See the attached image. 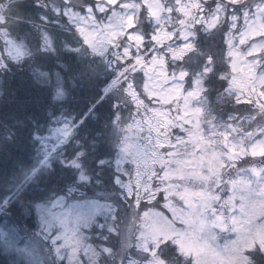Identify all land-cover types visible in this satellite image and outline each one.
Returning <instances> with one entry per match:
<instances>
[{
	"label": "snow or ice",
	"instance_id": "snow-or-ice-1",
	"mask_svg": "<svg viewBox=\"0 0 264 264\" xmlns=\"http://www.w3.org/2000/svg\"><path fill=\"white\" fill-rule=\"evenodd\" d=\"M131 2L0 0V95H3L6 77L13 73L14 68L27 65L35 83L51 87L54 100H63L68 94L64 78L60 72L53 75L45 70V62L52 56H59L61 51L74 52L80 57L75 79L90 78L96 71L93 64L103 58L88 60L82 56V53L92 52L88 29L112 24L116 17L127 15ZM32 8L44 11L33 15ZM208 12L211 18L219 16L223 20L218 26L222 29L225 67L211 66L213 60L207 58L198 69L202 76H206L203 80L205 87L219 81L223 85L222 90L230 94V66L236 56L241 57L253 73L251 91L256 96L255 103L264 120V32L246 39L247 33L255 27V21H264V0L252 4L213 0ZM241 22L243 28L240 27ZM53 23L70 35H58L50 27ZM237 32L240 42L246 45L243 50L236 47ZM181 38L191 40V37ZM183 47L190 48L191 44L186 42ZM118 57L119 53L110 55L109 63L104 65L106 71L111 69L114 78L104 89V96L99 98L113 102L110 124L117 118V112L136 110L130 96L125 108L116 103L118 98L108 95L112 86L118 83L119 76L126 75L128 71L130 61L125 62L119 73L110 68L112 59ZM183 63L181 56L172 73L174 78L187 80L193 76ZM64 67L67 69V65ZM128 87L129 82L125 80L122 84L125 95H128ZM235 100L244 102L239 96ZM246 101L253 103L250 97ZM94 108L92 105L89 109L93 116ZM130 119H133L131 113ZM78 123L82 124L83 120L76 122L61 116L49 135L35 131L33 140L41 145L37 152V166L20 176H13L9 194L0 197V212L15 204L21 216L36 215L40 218L47 229L43 232V244L51 257L47 264H116L117 260L118 264H208L193 247L194 242L217 256H223V264H264V123L255 131L245 132L239 141L229 139L232 133H239L234 125L225 124L224 132H214L221 137L217 142L221 148L218 152L215 148L210 151L216 155L220 170L218 173L209 170L199 175H177L180 171L178 148L187 142L181 135H176L173 140L165 133L166 144L160 134L150 138V145L145 146V157L161 159L149 165L125 155L127 149L116 146L118 139L113 144L99 133L85 145L77 138ZM112 127L114 129L115 125ZM182 131L190 132L191 129ZM4 138L11 140L12 134ZM195 151L203 154L205 150L196 148ZM54 165L69 170L73 177L71 182L63 187L57 185L46 189L45 195L30 196L27 201L21 199L37 171ZM233 170L235 175L231 174ZM192 179L196 180L198 187L190 182ZM85 189L88 192L77 197V193ZM189 193L192 199L187 198ZM238 197L239 213L236 214ZM69 198L80 199L84 203L76 205L83 209L79 222L66 227L49 217L55 211L52 205ZM157 206H162L171 215L150 210ZM178 211L182 214L180 219L177 218ZM178 224L185 226L177 227ZM216 229L235 233V238L227 240L222 250L209 244V241L217 239ZM19 251L29 256V264H46L34 249Z\"/></svg>",
	"mask_w": 264,
	"mask_h": 264
},
{
	"label": "trees",
	"instance_id": "trees-1",
	"mask_svg": "<svg viewBox=\"0 0 264 264\" xmlns=\"http://www.w3.org/2000/svg\"><path fill=\"white\" fill-rule=\"evenodd\" d=\"M183 1L186 2V0ZM196 1L199 6L194 10L195 14L189 17L183 16L182 13L181 16L177 15V18L175 17L173 20L172 28L181 30V33L184 29L190 32L189 37H191V40L188 43L191 44V47L186 48V53L181 56L184 58L183 67L193 73V76L186 80V88L195 87L196 82L200 86L198 97L203 113L199 130L204 131L203 134L207 137L210 133L223 132L225 124L236 126L239 133L242 134L255 131L261 123H264L259 107L255 103L256 97L252 98L253 103L242 100V97L236 95L237 89L233 82L230 85V94L222 90L223 85L219 81L209 84L207 87L203 83L206 76H202L198 69L205 63L207 58H212L213 64L211 66L225 67L222 29L218 26L223 23V20L214 27H208V18L204 19L203 17L210 18L208 8L213 4V0ZM174 2L166 4L170 6ZM255 2H258V0H237V3L252 4ZM30 11L33 15H36L44 10L32 8ZM54 19L55 17H53ZM179 20L181 23H179ZM197 20H200L201 23H196ZM241 25H243V22H241ZM50 27L60 36L70 35L61 31L55 23ZM137 27L142 30L145 42L135 54H146L152 52L153 48L158 52H162L166 50L168 45L180 40L179 33H177L174 40H170L169 44L159 46L151 37L155 32L153 24L147 20L144 13H141V21L139 20ZM237 34L235 39L238 37ZM124 45L125 41L118 45L116 50V53L119 52L120 56L126 55L123 53ZM130 51L135 52V49ZM82 56L88 60H92L93 57H101L94 52H91V54L82 53ZM166 57L170 62V66L175 69L179 58L171 59L168 53ZM79 59L80 57L74 52L61 51L59 56H52L45 62V70L53 75L60 72L64 78L68 94L60 101L54 100L51 87L35 83L27 65L19 69L14 68L13 73L6 77L4 92L3 95H0V197L9 194L10 181L13 176H20L23 172L30 171L37 166V152L41 145L38 141L33 140V134L38 130L41 135H49L50 129L57 126V118L65 116L76 122L83 120L82 124L78 123L76 132L77 138L85 145L94 139L97 133L107 137L110 143H114L117 140L115 131L119 125L123 124L125 126L130 121L128 120L130 109L122 110L117 112V118L113 119L110 124L109 119L113 112V102L108 98L99 100L101 96H104V89L114 78L111 69L106 71L104 68V65L108 62L104 59L96 60L93 64V68L96 69L95 74L81 81L75 79L79 68L77 63ZM131 60L134 63V59ZM126 61L128 60L124 62L116 60L111 63L110 68L116 69L119 73ZM130 63L127 64V74L119 76L118 83L113 85L108 93V95L118 98L116 103L125 108L128 106L129 95H125L122 91L124 81L132 79L133 83H137L136 90L139 86H142L140 85L142 77L140 70L136 69L135 63L132 64L133 67L130 66ZM64 65H67V69ZM230 68L233 79L232 65ZM74 79L75 83H73ZM193 79L195 83L192 82ZM236 96H239L244 102L237 103ZM243 99L245 98L243 97ZM97 100H99V103H97ZM92 105H95L94 116L89 114ZM230 116L232 119H230ZM112 125H115L114 129ZM119 131L123 130L119 129L117 132L119 133ZM7 134H12L11 140L4 138ZM234 173L233 170L231 174ZM72 178L71 172L59 165H54L53 168H40L30 185L21 194V199L27 201L30 196L45 195L46 189H51L57 185L63 187L64 184L70 183ZM84 192H88V190L78 192L77 197L82 196ZM40 202L43 203V201ZM38 220L39 217L36 215L21 216L15 204L9 206L4 212H0V264H29L27 254L19 250L26 246L29 247L32 240L33 242L39 241L40 237L36 235L40 221ZM131 227L129 225V228ZM217 233V239L211 241V244L216 243L221 246L227 240L235 238V233L222 232L220 229H217ZM43 239H40L42 247H44ZM48 260L49 256L44 259L46 264L49 262ZM116 264H118V260Z\"/></svg>",
	"mask_w": 264,
	"mask_h": 264
},
{
	"label": "rangeland",
	"instance_id": "rangeland-1",
	"mask_svg": "<svg viewBox=\"0 0 264 264\" xmlns=\"http://www.w3.org/2000/svg\"><path fill=\"white\" fill-rule=\"evenodd\" d=\"M188 1L189 0H186V2L183 0H176L169 6L160 0H132L128 5L130 12L127 15L116 17L112 24L101 25L100 28H90L88 29V33L91 39L92 52L101 56L108 63L110 55L116 56L118 45L125 41L123 53L126 55H119L118 59H112L111 63L116 60L122 62L125 60L131 61L130 66L135 63L136 69L140 70L142 76L140 84L142 86H139V91L135 88L137 83H133L132 79L128 80L129 87L127 93L132 101L135 102L136 110L130 109V112H128V120H130L128 124L125 126L120 124L115 131V134L117 133L115 138H119V143L116 144V146L120 147L122 150L126 148L127 152L125 155H129V158L136 157L141 162H146L150 165L154 162H160L161 159L156 157L153 160H149L145 157V146L150 145V138H155L157 134H160L161 139L166 144L168 141L164 135L165 133L171 135L173 140H175L176 135H181L187 142L179 145L178 148L180 157L177 159L180 163V171L177 175H199L209 170L218 173L220 169L217 164L216 155L212 153L210 149L215 148L217 152L220 150L221 145L217 142L221 137L217 136L216 140H214L217 145H213V147L210 148L207 144L213 142V140L205 138L203 134L205 132L199 130L203 113L202 105L199 103L200 98L198 97L200 86H198L196 82V88H186V80L174 78L172 75L174 68L170 66V62H168L166 57L167 53L170 55L171 59L174 57L180 58L181 55L186 53V48H184L183 45L186 42L188 43V40L183 38L181 40V35L187 38L190 32L184 29L181 33V30L172 28V26L173 20L175 17L177 18V15L181 16L182 13L183 16L189 17L195 14L194 10L199 6V3L196 0H191L189 3ZM253 12H255V9H253ZM141 13H144L147 20L153 24L155 32L151 37L159 46H164L166 43L169 44L170 40H174L177 33H179L180 40L174 41L173 44L168 45L166 50L162 52H158L153 48L152 52L135 54L141 49L145 42L142 30L137 27L139 20L141 21ZM200 15L201 13L199 16ZM203 18H208V27H213L221 21V17L219 16L214 19L211 17ZM179 23H181L180 20ZM240 27L243 28V25H240ZM129 30L132 31L129 32ZM261 32H264V21L256 20L255 27L251 28V31L247 33L246 39L258 36ZM237 36V49H245L246 45L239 40V33ZM256 39H258V37H256ZM126 49H135V52L127 51ZM133 54L135 55L134 63L131 60ZM232 70L234 73L233 84L237 89L235 92L236 95L242 97L244 101L249 97L251 99L253 97L255 98V94L251 91L253 73L250 67L241 57L236 56L232 63ZM235 93H233V95H235ZM243 97L245 99H243ZM130 113L133 119H130ZM119 129L123 130L119 131L120 134L117 132ZM182 129H191V131L185 132L182 131ZM224 131L225 129L223 132ZM242 136L237 133H232L229 139L239 141ZM116 141L117 140H115L113 144H115ZM196 148L205 151L201 154L195 151ZM173 167H175V164H173ZM233 175H235V173ZM183 182L185 181H180V183ZM190 182L195 187L199 186L195 179H192ZM187 198L192 199L193 197L189 193L187 194ZM83 203V200H73L69 198L58 205L54 204L52 207L55 211L49 218L59 225H64L66 227L74 226L79 222L81 212L83 211V209L76 207V205ZM177 203H179V201H177ZM236 204V214H238L240 204L239 197L237 198ZM150 210L153 212H164L165 215L169 216L171 215L162 206H157ZM177 218H182V214L179 211L177 212ZM240 219H243V217H240ZM136 223L138 224L139 221ZM193 224L195 225L194 219ZM184 226L185 225H177V227ZM45 231H47V229L40 220L39 228L36 232L37 237L39 236L40 239L44 238L43 232ZM215 231L217 232V229ZM40 239L35 242L32 240L31 245L24 248L34 249L42 260L49 256L48 261H50L51 257L48 254V250L40 245ZM209 244L212 248L221 250L224 246L217 245L216 243L211 244V241H209ZM193 247L198 249L200 255L208 261V264H223L225 259L223 256H217L208 249L199 247L195 242L193 243Z\"/></svg>",
	"mask_w": 264,
	"mask_h": 264
},
{
	"label": "water",
	"instance_id": "water-1",
	"mask_svg": "<svg viewBox=\"0 0 264 264\" xmlns=\"http://www.w3.org/2000/svg\"><path fill=\"white\" fill-rule=\"evenodd\" d=\"M162 1H164V2H169V1H173V0H162Z\"/></svg>",
	"mask_w": 264,
	"mask_h": 264
}]
</instances>
